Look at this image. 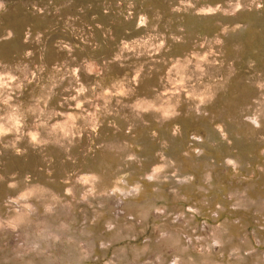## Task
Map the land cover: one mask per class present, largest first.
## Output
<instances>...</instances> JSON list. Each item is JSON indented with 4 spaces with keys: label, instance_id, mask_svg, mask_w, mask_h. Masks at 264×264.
Here are the masks:
<instances>
[{
    "label": "rangeland",
    "instance_id": "rangeland-1",
    "mask_svg": "<svg viewBox=\"0 0 264 264\" xmlns=\"http://www.w3.org/2000/svg\"><path fill=\"white\" fill-rule=\"evenodd\" d=\"M0 264H264V0H0Z\"/></svg>",
    "mask_w": 264,
    "mask_h": 264
}]
</instances>
